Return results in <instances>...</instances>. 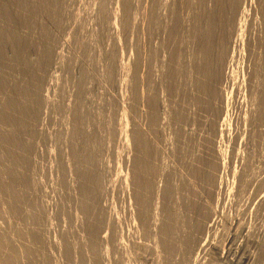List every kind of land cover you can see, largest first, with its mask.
<instances>
[{"label":"rangeland","instance_id":"obj_1","mask_svg":"<svg viewBox=\"0 0 264 264\" xmlns=\"http://www.w3.org/2000/svg\"><path fill=\"white\" fill-rule=\"evenodd\" d=\"M0 264H264V0H0Z\"/></svg>","mask_w":264,"mask_h":264},{"label":"bare ground","instance_id":"obj_2","mask_svg":"<svg viewBox=\"0 0 264 264\" xmlns=\"http://www.w3.org/2000/svg\"><path fill=\"white\" fill-rule=\"evenodd\" d=\"M131 2H133V1H131ZM2 33V32H1ZM42 37V36H41ZM65 39V38H64ZM59 45V44H58ZM11 46V45H10ZM59 47V46H58ZM61 47V46H60ZM64 47V46H63ZM20 50V49H19ZM18 52V51H17ZM59 52V51H58ZM5 53V52H4ZM62 55V54H61ZM3 62V61H2ZM61 62V61H60ZM53 65V64H52ZM121 65H122V63H121ZM127 65H128V63H127ZM5 67V66H4ZM126 67V66H125ZM121 69L123 68L122 66L120 67ZM119 68V69H120ZM128 68V67H127ZM59 70H60V68H59ZM23 71V70H22ZM127 71V70H126ZM21 73V72H20ZM118 73V72H117ZM120 73V72H119ZM55 75V74H54ZM19 76V75H18ZM49 76H50V74H49ZM45 77V76H44ZM32 78V77H31ZM25 79V78H24ZM50 79V78H49ZM49 79H47V80H49ZM51 79H52V77H51ZM46 80V79H45ZM53 80V79H52ZM18 81V80H17ZM31 81V80H30ZM50 81V80H49ZM48 81V82H49ZM14 82V81H13ZM44 83V82H43ZM49 84V83H48ZM47 84V81H46V87H45V94H43L42 96L45 98V100H47V93H48V90H49V85ZM13 87V86H12ZM33 87V86H32ZM8 88V87H7ZM8 90V89H7ZM35 94V93H34ZM33 96V95H32ZM23 99V98H22ZM40 99V98H39ZM44 100V99H43ZM39 102V101H38ZM44 102V101H43ZM47 102V101H46ZM46 104V103H45ZM36 107V106H35ZM10 111V110H9ZM124 112V111H123ZM227 113V112H226ZM223 121H225V118L223 117V120H222V122H220L221 123V125L223 124L224 125V123H223ZM134 122V121H133ZM227 122L225 123V127H227ZM133 125H135L134 123H133ZM131 128V127H130ZM222 128H223V126L220 128V130H222ZM131 130V129H130ZM139 132V131H138ZM141 133V132H140ZM220 134V136H219V138L221 139V141L220 142H222L223 140H222V131L219 133ZM131 135V134H130ZM134 138V137H133ZM137 138V137H136ZM141 139H142V137H141ZM221 144H223V143H221ZM220 148H221V150H220ZM219 148V151H220V159H221V169H222V172L220 173V176H219V178H218V182H217V187H218V189H221V188H223L222 187V185H223V183H224V181H223V173H224V171H225V168H226V158H227V149H226V146L224 147V148H222V147H220ZM217 150V149H216ZM127 175V174H126ZM126 175H124L123 177V181L125 182V184H127V178L128 177H126ZM129 186V185H128ZM212 186V185H211ZM224 191V190H223ZM219 192H221V191H219L218 190V195H219ZM131 197V196H130ZM215 197H216V195H215ZM220 203H222L221 202V198L220 197H218L216 200H215V203H214V205L212 206L211 205V207L209 208V212L208 213H210L209 215H211L212 216V218L211 219H209L208 220V222H206L207 224L205 225L206 226V228L208 229V228H210L211 226H213V224H217V221H216V219H217V217L220 215V211H219V208H220ZM222 207V206H221ZM220 210H221V208H220ZM222 213V212H221ZM222 215V214H221ZM220 215V216H221ZM108 217V216H107ZM110 217V216H109ZM105 219V218H104ZM109 219V218H108ZM111 219V218H110ZM113 219V218H112ZM218 220V219H217ZM219 220H220V218H219ZM112 223V222H111ZM216 224H215V226H216ZM204 226V227H205ZM203 227V228H204ZM106 228V227H105ZM102 229V228H101ZM105 230V229H104ZM106 230H107V228H106ZM210 230V229H209ZM100 231V230H99ZM103 231V230H102ZM102 233V232H101ZM208 233V232H207ZM99 234V233H98ZM106 237H108L107 236V232H105V231H103V233L101 234V240H104L105 241V239H107ZM200 239H201V237H200ZM209 240V239H208ZM202 241V240H201ZM206 241H207V237H205L204 239H203V242L198 246V250H201V249H203V247H204V245L206 244ZM196 244V243H195ZM192 245V244H191ZM205 250V249H204ZM205 252V251H204ZM195 253V252H194ZM200 253V252H199ZM198 253V254H199ZM196 255H197V253H196ZM196 260V259H195ZM194 261V260H193ZM192 261V262H193ZM195 263V262H194Z\"/></svg>","mask_w":264,"mask_h":264}]
</instances>
